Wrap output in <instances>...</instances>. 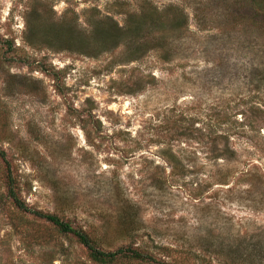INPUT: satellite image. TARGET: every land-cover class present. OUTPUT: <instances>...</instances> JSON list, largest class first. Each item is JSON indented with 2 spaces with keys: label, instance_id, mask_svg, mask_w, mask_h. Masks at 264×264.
Segmentation results:
<instances>
[{
  "label": "rangeland",
  "instance_id": "obj_1",
  "mask_svg": "<svg viewBox=\"0 0 264 264\" xmlns=\"http://www.w3.org/2000/svg\"><path fill=\"white\" fill-rule=\"evenodd\" d=\"M0 150V264H94L9 188L105 252L264 264V0H0Z\"/></svg>",
  "mask_w": 264,
  "mask_h": 264
},
{
  "label": "trees",
  "instance_id": "obj_2",
  "mask_svg": "<svg viewBox=\"0 0 264 264\" xmlns=\"http://www.w3.org/2000/svg\"><path fill=\"white\" fill-rule=\"evenodd\" d=\"M153 9V14L159 15V13L156 14L155 12L157 10L155 8ZM175 12L177 17H175L174 21L179 23V18L182 17V14L179 11H177L174 7L168 11H165L167 15L169 13L174 15ZM134 17L140 18L141 15ZM120 33H122V35L120 34L119 38H121L122 41H127V36L129 34L126 32V28L120 30ZM0 159L3 161L5 160V153L2 150H0ZM9 196L12 199L14 206L22 213L32 215L48 222L62 235L73 236L76 241L86 249L90 261L94 264H170L164 262L163 260H158V262H155L156 260L152 255H149L140 248H132L131 246L118 249L114 252H105L97 247L96 240L91 235L84 233L81 230L74 229L69 223L61 221L56 216L45 215L26 207L21 201L18 200V198H16L11 188H9ZM124 234L129 236L130 233L124 232Z\"/></svg>",
  "mask_w": 264,
  "mask_h": 264
}]
</instances>
